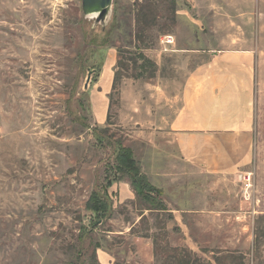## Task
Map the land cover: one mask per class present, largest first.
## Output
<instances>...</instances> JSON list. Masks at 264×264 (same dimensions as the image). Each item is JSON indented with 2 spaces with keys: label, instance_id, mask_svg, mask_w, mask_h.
Returning <instances> with one entry per match:
<instances>
[{
  "label": "rangeland",
  "instance_id": "obj_1",
  "mask_svg": "<svg viewBox=\"0 0 264 264\" xmlns=\"http://www.w3.org/2000/svg\"><path fill=\"white\" fill-rule=\"evenodd\" d=\"M221 50L254 54V145L216 175L168 125L183 77ZM119 144L165 210L116 172ZM0 264H264V0H113L103 24L81 0H0Z\"/></svg>",
  "mask_w": 264,
  "mask_h": 264
},
{
  "label": "crops",
  "instance_id": "obj_2",
  "mask_svg": "<svg viewBox=\"0 0 264 264\" xmlns=\"http://www.w3.org/2000/svg\"><path fill=\"white\" fill-rule=\"evenodd\" d=\"M104 71L101 91L90 100L98 125L105 122L108 107L111 76ZM253 111L254 54L211 51L183 77L168 129L185 164L208 174H229L251 161Z\"/></svg>",
  "mask_w": 264,
  "mask_h": 264
},
{
  "label": "trees",
  "instance_id": "obj_3",
  "mask_svg": "<svg viewBox=\"0 0 264 264\" xmlns=\"http://www.w3.org/2000/svg\"><path fill=\"white\" fill-rule=\"evenodd\" d=\"M115 164L116 172L127 179L137 198L154 210H165V205L160 199L162 195L161 191L151 186L145 177L141 175L140 166L134 159L132 151L129 148L123 147L120 144L118 145ZM97 201L92 196L88 203V208L96 214L98 219H101L106 215L107 206Z\"/></svg>",
  "mask_w": 264,
  "mask_h": 264
},
{
  "label": "water",
  "instance_id": "obj_4",
  "mask_svg": "<svg viewBox=\"0 0 264 264\" xmlns=\"http://www.w3.org/2000/svg\"><path fill=\"white\" fill-rule=\"evenodd\" d=\"M113 0H81V9L85 16L95 18L96 23L103 24L107 19ZM90 73L88 74L84 89H87L90 82Z\"/></svg>",
  "mask_w": 264,
  "mask_h": 264
},
{
  "label": "bare ground",
  "instance_id": "obj_5",
  "mask_svg": "<svg viewBox=\"0 0 264 264\" xmlns=\"http://www.w3.org/2000/svg\"><path fill=\"white\" fill-rule=\"evenodd\" d=\"M91 17H94L93 15Z\"/></svg>",
  "mask_w": 264,
  "mask_h": 264
},
{
  "label": "built area",
  "instance_id": "obj_6",
  "mask_svg": "<svg viewBox=\"0 0 264 264\" xmlns=\"http://www.w3.org/2000/svg\"><path fill=\"white\" fill-rule=\"evenodd\" d=\"M168 43H170V42H168ZM170 44H172V43H170Z\"/></svg>",
  "mask_w": 264,
  "mask_h": 264
}]
</instances>
